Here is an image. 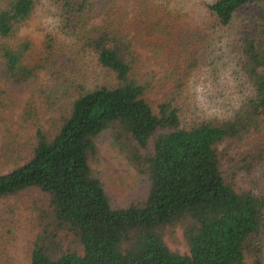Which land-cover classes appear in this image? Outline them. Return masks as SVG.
I'll return each instance as SVG.
<instances>
[{"label": "trees", "instance_id": "1", "mask_svg": "<svg viewBox=\"0 0 264 264\" xmlns=\"http://www.w3.org/2000/svg\"><path fill=\"white\" fill-rule=\"evenodd\" d=\"M43 12L36 56L27 27ZM138 48L162 83L139 69ZM212 52L220 100L207 111L190 87ZM65 53L108 82L72 84L56 131L36 125L28 158L0 173V199L30 198L28 264H264V142L230 155L264 130V0H4L0 120L48 71L69 80ZM25 113L34 119L31 104ZM105 133L146 181L123 204L94 165ZM177 229L183 251L167 241Z\"/></svg>", "mask_w": 264, "mask_h": 264}, {"label": "rangeland", "instance_id": "2", "mask_svg": "<svg viewBox=\"0 0 264 264\" xmlns=\"http://www.w3.org/2000/svg\"><path fill=\"white\" fill-rule=\"evenodd\" d=\"M3 1L0 0V4ZM130 5L131 2L127 1L126 7L130 8ZM43 15L44 17L41 18L37 14L31 25L27 27V32L33 38L32 49L36 56L39 55L43 47L45 37L44 32L38 28L46 25L48 19H52L45 12ZM95 21H100V18L91 20V22ZM53 35L56 38L55 30H53ZM59 40L63 44L58 48V54L69 46L67 39L59 36ZM138 50L139 69H156L155 82L162 83L165 77L162 64L159 61L156 63L150 52L141 48ZM217 54L219 53L212 52L207 56L201 55L205 70H201L199 73L205 74H200L198 77L193 76L191 80V84H193L190 91L195 92L201 108H207V111L215 110L216 104H219L220 100L219 90H217L220 85L215 84L221 81L214 82L207 78V75L210 74L212 58L214 59ZM64 58L67 61L64 66H59V68L67 72L68 77L65 78L71 81H59L62 79L61 77L56 80V69H53L51 73V70L48 71L38 80L30 82L20 90L18 105L13 108L5 120H0V173L11 170L15 165L23 163L28 158L34 144L36 125L41 126L48 133L56 131L59 116L68 106L71 98L72 84L76 81H82L88 85L108 82L103 73L99 72L97 68L94 70V63L90 58H78L76 55L68 53H65ZM226 61L229 62V59ZM221 73L222 71L219 69L218 75L220 76ZM154 96L155 98L160 97L159 94H154ZM29 104L33 108L34 119L25 116ZM248 141L249 143L240 149H232L230 155L237 160V150H240L241 155H243L244 150L261 145L264 142V130ZM99 144L98 162L94 165L99 170L100 177L111 199L116 203L123 204L137 198L146 185L145 178L137 172L133 165L128 163L123 155L111 148L107 133L100 138ZM262 184L264 185V179ZM29 199L28 195L0 199V236L2 235L0 237V264H28L29 262V240L34 234L28 207ZM9 207L12 211L8 210ZM167 241L174 249L183 251L185 248L181 229H177L174 235H167ZM246 264H251L248 257Z\"/></svg>", "mask_w": 264, "mask_h": 264}]
</instances>
